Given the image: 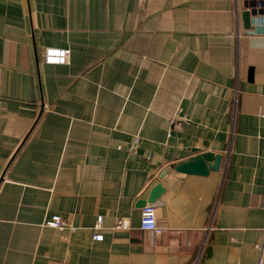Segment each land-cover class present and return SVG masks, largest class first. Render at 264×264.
<instances>
[{
	"label": "crops",
	"instance_id": "1",
	"mask_svg": "<svg viewBox=\"0 0 264 264\" xmlns=\"http://www.w3.org/2000/svg\"><path fill=\"white\" fill-rule=\"evenodd\" d=\"M205 152L220 169L161 177ZM260 259L264 0H0V264Z\"/></svg>",
	"mask_w": 264,
	"mask_h": 264
},
{
	"label": "built area",
	"instance_id": "2",
	"mask_svg": "<svg viewBox=\"0 0 264 264\" xmlns=\"http://www.w3.org/2000/svg\"><path fill=\"white\" fill-rule=\"evenodd\" d=\"M70 49L68 48H62V47H47L44 52V61L47 64H55V65H65L69 63L70 59ZM140 142V137H136L135 142L131 145L130 152L133 154L137 153V145ZM50 225L63 228L66 226L65 221L59 217L55 216L53 220L48 222ZM103 223V216H99L97 220V225L95 229L98 231ZM117 228L120 229H128L130 227L129 219L126 217H122L118 220V223L116 225ZM140 228L145 231H151L154 234H160L162 233V228L160 227L158 223L157 218V211L156 207L152 203H147L143 209L141 214V221H140ZM103 238V235L99 232H96L94 234L95 240H101ZM258 264H264L263 259H260Z\"/></svg>",
	"mask_w": 264,
	"mask_h": 264
},
{
	"label": "water",
	"instance_id": "3",
	"mask_svg": "<svg viewBox=\"0 0 264 264\" xmlns=\"http://www.w3.org/2000/svg\"><path fill=\"white\" fill-rule=\"evenodd\" d=\"M245 21L247 22V27L250 24V12L245 11L244 13ZM220 154H216L213 152H205L199 155L192 157L187 161H183L177 165H172L162 172L161 177H163L166 173H168L171 169H176L177 171L189 173V174H201L206 175L211 170L220 169L221 165ZM164 191V187L161 183L156 184L150 193V196L147 200H143L141 204H146L147 202H155L162 192Z\"/></svg>",
	"mask_w": 264,
	"mask_h": 264
}]
</instances>
